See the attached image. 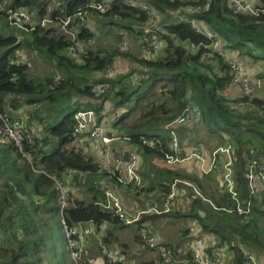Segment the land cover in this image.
Here are the masks:
<instances>
[{"label": "trees", "instance_id": "trees-1", "mask_svg": "<svg viewBox=\"0 0 264 264\" xmlns=\"http://www.w3.org/2000/svg\"><path fill=\"white\" fill-rule=\"evenodd\" d=\"M138 1L145 8L157 11L165 22V31L137 29L136 26L147 25L148 15L123 0H113L105 12L87 9L90 0H65L52 8L49 0H10L14 7L34 10V17L38 20L49 14L64 17L83 7L92 12L88 14L99 30L98 25H104L108 19L105 22L100 20L109 17L107 24L109 30H113L114 41L89 45L97 30L90 32L74 27L78 34L77 43L83 49L79 51L82 53L81 62H76L68 50L70 38L60 26H37L28 32L32 38H25L31 50L55 61L63 70H83L78 81L71 76L44 80L32 74L26 62L12 63L18 38L14 35L0 36V45L6 47V54L0 58L1 110L7 112L13 122H20L16 113L20 104H36L39 108L32 116L42 123L46 120L43 115L45 108L54 104L58 106L62 103V96L70 101L73 96H90V75L106 65L114 69L117 56L130 57L133 63L145 67V75L142 72L134 78L137 82L129 84L123 80L130 73L125 77L113 76L112 73L104 78L112 82L109 92L93 98L94 102H88L87 106L99 114L106 110V101L111 102L109 112H114V128L118 130L115 135L129 137L127 142L136 146L144 158V167L141 168L144 187L140 191L136 189V211L147 210L152 202L162 203L169 185L176 178L192 184L187 186L188 197L191 198L189 207L185 211L178 209L162 215L145 213L133 224H126L112 210L104 208L101 205L105 201L104 187L99 184L100 179L108 177L106 187H110V183L123 185L116 175L100 171L98 163H94L81 146L73 144L75 139L57 141V137L73 131L75 109H72L55 125L47 127L48 123L43 124V134L31 132L28 125L24 126L26 141L22 149L11 141L2 142L0 139V264H91L85 256L86 251H83L81 259L73 256L70 239L77 240L78 236L74 234L69 238L67 234L66 226L75 227L80 222L105 225L102 247L98 250L106 264H156L158 248L147 245L140 235L141 229L143 225L151 226L157 236L158 231L166 228L162 222L166 217L180 220L181 235L190 236L188 241L184 237L178 243L165 242V239L158 242L175 257V261L169 264H191L192 253L188 249L192 240L190 226L194 223L200 228V237L216 242L215 246L207 249V253L212 254L216 247L224 246L227 247L225 260L228 264H245L244 250H249L257 255L260 264H264V197L260 200L255 198L244 178L250 160H264V97L255 92L253 95H228L233 77L227 60L213 46L216 38L211 40L196 30L191 22L175 18L171 12L181 10V16L197 21L202 31L216 33L225 42V48L238 50L242 57L248 56L252 61H264V16L239 11L228 0ZM205 2L208 6L204 10L183 11ZM259 2L264 4V0ZM125 19L130 21L124 22ZM123 31L127 32L130 43L134 42L130 35L133 33L137 44L140 34L148 36L151 41L153 36L158 38L161 34L166 46L161 53L153 54L152 45V56L146 58H140L141 44L140 50L131 51V54L129 50H114ZM102 54L107 57L103 58ZM258 76L264 79V71ZM44 81L52 94L46 98H24L30 94L40 96ZM58 91L63 95L56 94ZM242 101L244 104L240 105ZM189 102L195 104L198 119L178 128L195 131L194 143L190 145H204L198 146L203 151L215 149L227 141L233 144L237 156L234 168L236 189L242 200L251 201L249 215L224 210L226 206H235V201L223 188L220 169L203 175L182 171L177 165L162 166L157 172L148 168L154 158L164 160L169 151L170 136L166 125L181 116ZM117 113L121 115L117 117ZM151 137L157 138L154 145L143 143V138ZM69 171H72L70 181L74 199L62 206L61 189L56 180H65ZM131 226L136 228L134 239L140 247L147 248V252L157 249L154 259L137 262L129 255V244L120 238L118 232ZM105 248L113 249L126 258L111 262L104 254Z\"/></svg>", "mask_w": 264, "mask_h": 264}, {"label": "built area", "instance_id": "built-area-1", "mask_svg": "<svg viewBox=\"0 0 264 264\" xmlns=\"http://www.w3.org/2000/svg\"><path fill=\"white\" fill-rule=\"evenodd\" d=\"M113 0H90L87 3V9L93 11L105 12L109 9L110 4ZM126 3H130L135 6L139 11L146 12L149 18V23L145 26H136L137 29L155 31H165V22L161 21L157 11L153 8H145L138 0H123ZM230 5L235 9L249 13L255 16H264V4L260 2H253V0H228ZM57 6V5H56ZM208 2L196 7L184 8L183 11L195 12L198 10H204L207 8ZM54 7V6H53ZM181 10L173 11L172 16L180 18L185 21L191 22L196 30L202 32L208 36L211 40L216 38V33L204 32L201 30L200 25L195 20H188L180 14ZM91 11H86L83 7H79L72 14L66 16L50 14L41 18L38 22H35V17L32 15L27 7H14L10 3V0H0V16L8 18L9 22L22 29L26 32L33 31L37 26L49 28L52 26H60L65 34L70 38L69 53L72 56H76L80 51L81 46L77 43V31L74 27L82 30H88L94 32L96 24L91 18ZM130 42L127 37V32L123 31L120 36V43L116 45L114 50L123 51V48H127V44ZM138 43L142 45L140 58H146L152 56L150 51L151 42L148 36L144 34L139 35ZM221 56L227 60L233 81L238 85L241 94L253 95L254 94V83L252 75L248 72L245 66L239 62L233 60L228 52H221ZM22 55L15 54L12 59V63H22ZM103 58L107 56L102 54ZM24 58V57H23ZM114 73L113 66L106 65L101 70L93 73L89 77V84L91 90V98H96L109 92L112 86V82L104 80L108 76ZM243 101L240 105H243ZM74 124L73 131L74 138H82L83 141L94 140L100 141L104 146H108L111 142L124 139L129 141V137H120L114 133H106L105 130L100 126L98 120V112L90 107H86L82 104L74 105ZM121 114L117 113L119 117ZM0 118L2 120V127L0 128V139L2 142L11 141L15 146L20 149L24 147L26 141V130L21 122H13L10 115L1 110L0 104ZM198 119V110L194 103L189 102L185 108L183 114L175 119L173 122L166 125L169 130L170 136L168 140V150L164 160L168 165H179L188 161L197 162L200 166V171L203 175L212 172L214 169H220L222 171V185L224 190H227L233 200L235 206L224 207L227 212L236 211L242 216H247L251 212V201L242 200L237 193L236 181L234 180V168L237 156L235 154L234 146L231 142L210 151L209 159L207 160L204 151L198 146L190 145V147H184L179 140L176 127L184 124H191ZM157 138H143L144 144L154 145ZM141 163L142 156L138 153L136 146L132 145L125 153L115 159V163L112 165L109 160L98 164L100 171H106L117 176L118 182L123 186H131L138 191L144 187V180L141 175ZM71 174L72 171L66 176L65 180H56L57 186L61 189V202L62 206L67 205L73 201L74 197L73 188L71 185ZM244 178L246 179L250 192L258 200L264 197V160L253 158L248 162L245 168ZM192 185L188 180L182 178H176L170 185L167 194L163 197L162 203L152 202L147 210H138L131 214H128V209L124 206L123 200L110 187H104L103 193L105 201L101 202V205L113 213L120 216V218L126 224H133L137 222L141 216L145 213L162 215L169 213L174 210H178L184 207V203L188 199L187 186ZM199 194V191L196 190ZM205 199V198H204ZM127 211V212H126ZM191 237L190 248L188 252L192 253L191 264H225V253L226 248L224 246L216 247L212 254L207 253V249L211 246H215L216 242L208 238L200 237V228L196 223L190 226ZM67 234L69 238H72L74 234H77V240L70 239V244L73 247L75 258H80L85 249V240L87 237L93 235L96 238L102 239L103 232L105 231V225L100 226L92 222H80L75 227L66 226ZM146 241L147 245L152 248H158L159 254L156 260V264H169L175 261V257L172 253L159 246L158 242L160 239L153 233L151 226H144L141 229L140 234ZM104 254L107 256L109 261L116 262L118 259H122L123 256L119 255L113 249H104ZM245 264H260L257 255L249 250H244Z\"/></svg>", "mask_w": 264, "mask_h": 264}, {"label": "crops", "instance_id": "crops-1", "mask_svg": "<svg viewBox=\"0 0 264 264\" xmlns=\"http://www.w3.org/2000/svg\"><path fill=\"white\" fill-rule=\"evenodd\" d=\"M257 1L259 2V0H253V2H257ZM17 36L19 37L18 39L19 45L25 42L26 37L21 36V35H17ZM158 36H159L158 38H156V36H153V39H152L153 46H154L153 54H159V51L166 46L164 40L162 39V35L158 34ZM21 38H24V39H21ZM215 40L216 41L213 45L214 48L217 49L220 53L223 51L228 52V54L233 60L241 62L245 66L246 70L250 72L252 75V80L255 85L254 86L255 94L264 97V79L258 76L260 72L264 71V65H262L258 61H254V64H253V61L251 60L250 57L248 56L242 57L239 54L238 50H232L229 48H225L224 46L225 42L221 38H219L218 35L216 36ZM128 44H130V42H128ZM134 46L135 48L129 47V49H127L129 50L130 54H131L130 49L135 52L139 51V46L137 47L136 44ZM25 58L26 60L22 57V62H26L28 64L29 59H30V62L32 64L31 72L35 74L36 77H40L46 80L47 78H65L68 76L67 73L63 69L59 68L56 65L55 61L47 62L44 59V56L35 50H32L31 58H28L27 56ZM73 58L76 59V62H81L80 60L82 59L80 58V54L73 56ZM144 68L135 66V64L132 62V59L128 56H117V58L114 60L113 76L117 75V77L118 76L125 77L127 76V74L130 73L123 81H127V83L129 84L130 82H132L133 84L137 82L135 81L134 78H138L140 74L145 71ZM144 75H145V72H144ZM71 77H75L76 81H78L80 78V74L74 73L73 75H71ZM227 94L230 96H238L239 94H241L238 85L234 81L229 86ZM88 102H94V99L91 98L90 96L81 95L80 97L73 96V99L70 101V104H71L72 109L74 110L75 104L78 103V104H82L88 107L87 106ZM111 105H112L111 102L106 101L105 103L106 110L99 113L98 117H99V124L105 130V132L115 134L118 132V130L114 128V123H115L114 112H111V111L109 112ZM34 111L35 110H34L33 105L31 106L24 105L22 107L21 106L18 107V109L16 110V113L21 123L26 124L27 122L29 130H31V132H35L40 135L44 133L43 124L47 122L46 120H43V122L40 123V120H36V116H32L34 115ZM45 113L46 111L43 113L44 116H45ZM32 118L33 119L35 118V120H33ZM178 127L179 126L176 127L177 133L180 130L182 134L180 137L181 138L180 142L183 143L184 145L190 143L189 140L186 138L187 136L186 129L178 128ZM187 140H188V143H187ZM73 144L75 146L81 145L86 155L89 158H91L94 163L100 164V163H103L109 160L112 165L115 163L116 158L121 157L125 153L126 150H128L129 148H132V145L124 139L115 140L111 142L108 146H104L98 140L97 141L87 140V141L82 142V138L79 137L73 141ZM207 152L209 151L205 149L204 154L206 155ZM206 158L208 160L209 156H206ZM153 164L155 165L154 168H153ZM162 166H168V164H166L165 161L162 159L154 158L153 162H149L148 168L151 169L153 172H157ZM169 166H173V165H169ZM143 167H144V158L142 157L141 168L143 169ZM177 168L181 169L182 171H188L192 174H202L200 171V166L197 162L188 161V162L179 164ZM107 183H109L108 177H102L100 179L99 184L102 185V187H106ZM156 184H158V181ZM109 185H110V188H112L116 193L119 194V196L123 200L124 206L128 209V211L131 213L136 212L137 210L136 205L138 204V201L136 197L132 195V193L129 192V190H127V186H117L112 183H110ZM157 236L159 237L160 240L165 239V242L178 243V241H172L174 237H173V234H171L170 228H167V226L163 230H160L159 232H157ZM122 240H125L129 244V247H130L129 255L136 256L135 254H138L137 257H140L141 259L140 261H147L150 259H154L157 255V254H154L152 252H147V251L145 252L143 251L139 253V250H136L137 246H136V241L134 239L133 231L124 233ZM100 246L102 247L100 239L96 238V236L91 235L86 238L84 251H86L85 256L89 258L91 264H106L101 253L97 254V250H98L97 248H99ZM125 258L126 256L123 255V259ZM127 259H129L128 256H127Z\"/></svg>", "mask_w": 264, "mask_h": 264}, {"label": "rangeland", "instance_id": "rangeland-1", "mask_svg": "<svg viewBox=\"0 0 264 264\" xmlns=\"http://www.w3.org/2000/svg\"><path fill=\"white\" fill-rule=\"evenodd\" d=\"M64 1L65 0H49V2H50V4H49L50 5V8H52L53 6H56V5L58 6L59 5V2L61 3V2H64ZM30 12L32 13V15H35V11L34 10L30 9ZM106 19L110 20L109 17H106V18H102L100 20V22H105ZM170 19H174V18H170ZM108 20H106V22H105L104 25H101V24L98 25V29L99 30H97V28H95V30H97V31L95 32V36L90 41L89 45H94L96 42H100V41L103 42V43H109L110 40H113L114 41L113 30H109V28H108V24H107V21ZM38 21H39L38 19H35V22H38ZM123 21L124 22H129L130 19H125ZM142 26H144V25H142ZM132 34L133 33H131L130 35L132 36L134 42H131L130 44H127V48H123L124 50L129 49V47L135 48V46H134L135 44L137 45V47L139 46V44H137V42L135 41V35H132ZM9 35H14V36L21 35V36L27 37L28 39H31L32 38V35L30 33L26 32V31H24L22 29H19L18 27L12 25L9 22V20H8L7 17L1 16L0 17V36L1 37H7ZM165 45H166V42H165ZM164 48L161 49L159 51V53H161L164 50ZM81 50H83L82 47H81ZM139 50H140V47H139ZM130 51H133V50L130 49ZM15 52L18 53V54H20V55H22L23 57L26 55L28 58H31V56H32V50H31L30 46L27 43H25V42L22 43V44H20V45H18L16 47ZM5 54H6V47L0 45V58L4 57ZM77 54L82 55V53H80V52H78ZM25 57H24V59L26 60ZM80 58H81V56H80ZM44 59L47 62H50V60L48 58L44 57ZM258 62H260L262 65H264V61H261L260 60ZM134 64H135V66H138L140 68H144L143 65H140V64H137V63H134ZM253 64H254V61H253ZM28 65H29L30 69L32 70V64L30 62V59H29ZM64 71L67 73L68 76H71L74 73H79L80 75H83V70L81 68H76V69H74V68H72V69H66L65 68ZM260 73H262V72H260ZM41 85H42V94L40 96H38V94H35V95L34 94H30V95L24 96V98L25 99H29V98H32L34 96H36L38 98H46L48 95L52 94V92H49V88H48L47 84L45 83V81ZM56 94H58L60 96L63 95L62 92H60V91L56 92ZM61 99H62V103H60L58 106H56V104H54L52 102L54 104V106H49L48 108H45L46 109L45 119H46V122L48 123V126L47 127H50L51 125H55L61 119V116H63L65 113H69V112L72 111V107H71V104H70V100L67 97H65V96H62ZM24 105L29 106L26 103H21L20 104L21 107L24 106ZM33 106L35 107L34 110H38L37 109V107L39 108L38 105L34 104ZM63 107H64V109L63 110H60ZM23 125L27 126L28 123L26 122V124H23ZM195 133H196L195 131H191V130L187 131L186 138L189 140L190 143L189 144H186L184 147H190V144L191 143H194L193 137L195 136ZM181 135H182L181 134V131L179 130L178 131L179 140H181V138H180ZM227 142H230V141H227ZM227 142H225L224 144H226ZM197 145L198 146H204V145H200V144H197ZM218 147H220V146H218ZM218 147H216V148H218ZM206 150L209 151V152H207L206 156H209L210 151L211 150H214V149H208L207 148ZM144 163H145V161H144ZM177 166H178V164H177ZM188 173H190V172H188ZM127 190H129V192H131L132 195L136 196L137 191H136L135 188L128 187ZM190 202H191V198L189 199V197H188V199L184 203V207L180 208L179 210L185 211L189 207ZM174 221L176 223L173 224L172 222H174ZM162 222H163V224H166L167 228H170L171 234H173V237H174V239H172V241H178L179 242L182 238L186 237V236L183 237L181 235V232H180L181 231L180 230L181 227L178 225V224H181L182 223L180 220L175 219V218L173 219L172 217H166V219L165 220H162ZM181 226H182V224H181ZM135 230H136L135 226L126 227V228L120 230L118 232V235L122 239L124 233L132 232V231L134 232ZM189 239H190V236L188 235L184 240H187L188 241ZM184 240H182V241H184ZM136 246H137L136 250H139V253L140 252H143V251L145 252V250L147 249L144 246L140 247V245L138 243H136ZM97 249H99V248H97ZM150 250H151L150 252H152L154 254H157V249H154V250L153 249H150ZM99 253H100L99 250H97V254H99ZM135 255L136 256H132L134 258V260L137 261V262L140 261L141 260L140 257H137L138 254H135ZM81 258H82V255H81V257L79 259H81ZM225 264H228V263L226 262Z\"/></svg>", "mask_w": 264, "mask_h": 264}, {"label": "water", "instance_id": "water-1", "mask_svg": "<svg viewBox=\"0 0 264 264\" xmlns=\"http://www.w3.org/2000/svg\"><path fill=\"white\" fill-rule=\"evenodd\" d=\"M16 37L19 39L18 36H16ZM21 39H24V38H21ZM18 45H19V41L16 42V44H15L14 46L16 47V46H18ZM177 48H180V46H177ZM138 88H139V86L136 88V90H137ZM109 134H111V133H109ZM74 137H75L74 134L71 132V133L66 134V135H64V136L57 137L56 139H57V141H62V140L67 139V138L75 139ZM201 214L204 215V213H201ZM189 252H190V250H189Z\"/></svg>", "mask_w": 264, "mask_h": 264}, {"label": "bare ground", "instance_id": "bare-ground-1", "mask_svg": "<svg viewBox=\"0 0 264 264\" xmlns=\"http://www.w3.org/2000/svg\"><path fill=\"white\" fill-rule=\"evenodd\" d=\"M128 4H130V3H128ZM159 18H160V20H161V17H160V16H159ZM161 21H162V20H161ZM148 23H149V19H148ZM148 23H147V24H148ZM164 29H165V27H164ZM152 31H154V32H163V31H155L154 29H153ZM127 37H128V34H127ZM148 39H149V38H148ZM149 40H150V39H149ZM150 42L152 43L151 46H150V51L152 52L153 41L150 40ZM253 83H254V82H253ZM254 86H255V85H254ZM119 114H120V113H119Z\"/></svg>", "mask_w": 264, "mask_h": 264}]
</instances>
